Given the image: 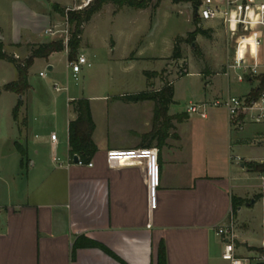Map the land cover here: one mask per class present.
Listing matches in <instances>:
<instances>
[{"label":"crops","instance_id":"crops-1","mask_svg":"<svg viewBox=\"0 0 264 264\" xmlns=\"http://www.w3.org/2000/svg\"><path fill=\"white\" fill-rule=\"evenodd\" d=\"M50 1L63 9L72 2ZM12 4L9 31L3 33L0 27L2 51L12 55L9 50L26 46L24 59L30 46L61 40L59 34L45 33L48 28H64V22L59 28L54 26L59 21L55 6L47 4L45 9H40L36 3L31 4L33 8L22 2ZM106 5L113 15L125 9L127 23L134 20L131 19L134 11H147L151 17L159 8L151 2L144 9L122 6L114 12V4ZM101 13L102 10L93 16ZM87 23L82 27L80 42ZM215 27L222 26L211 23L202 28ZM259 30L258 74L264 75V28ZM46 37L53 38L46 40ZM116 44L110 37L111 51L116 50ZM63 52L67 55V49ZM229 52L231 49L228 59L232 55ZM54 54L33 61L28 69L29 89L23 96L6 91L0 94V97L4 92L13 94L18 98L16 103L19 99L23 102L17 121L11 117V126L22 137L21 141L14 144L17 136L10 127L4 137L9 142L8 149L2 151L0 147V264H158L160 245L164 247L165 264H229L221 258L225 239L217 235V227L228 220L232 197L244 201L235 214L232 212L235 254L250 257L263 249L264 216L260 245L255 246L250 238L251 221L241 213L258 201L254 196L262 191L264 175L248 172L243 165L250 161L264 162V123L233 122L225 109L221 113L210 108L206 118L187 115L180 123L172 121L173 127L158 146L157 134L151 135L153 103L118 98L137 92L119 91L109 95L105 90L84 95L83 92L69 94L67 87H59L56 92H66L61 102L54 100L49 107L38 103L40 96L30 84V70L40 60L43 69L52 75ZM79 54L83 55L81 51ZM122 54L128 57L120 59L130 58L131 63L138 59L165 60L172 51L167 57L136 56L130 48ZM0 62L12 66L15 76L11 81L16 80L14 66L4 60ZM223 72L208 75L207 86L212 85V75H224ZM39 73L43 72H38L41 78L47 76ZM245 81L249 88L235 97L247 96L257 86L250 78ZM81 98L89 100L95 125L92 139L97 150L87 162L92 163L90 167L87 163L71 162L68 153L67 128L75 118L69 102ZM16 103L10 106L11 112ZM125 109L139 112H122ZM43 111H51L57 118L56 123L52 121L53 126H47L38 117L46 114ZM167 115L175 114H170L168 108ZM186 130L191 133L184 134ZM247 130L251 136L244 135ZM52 133L56 135L55 141L50 139ZM247 140L252 141L249 149ZM18 146L23 149L24 157ZM147 146L158 149L159 183L154 208L149 206L141 162L111 167L106 161L107 151ZM253 176L261 181L255 186L258 192L247 190L253 186L237 183ZM250 200L254 203L250 204ZM262 205L264 215L263 199ZM86 242L92 245L84 246Z\"/></svg>","mask_w":264,"mask_h":264},{"label":"rangeland","instance_id":"rangeland-1","mask_svg":"<svg viewBox=\"0 0 264 264\" xmlns=\"http://www.w3.org/2000/svg\"><path fill=\"white\" fill-rule=\"evenodd\" d=\"M194 1L196 0H153L152 4L156 3L159 6L155 14L150 17L147 11H134L131 13V19L134 18L131 23H127L125 9L122 10L123 12L120 11L113 15L111 8L105 3L100 9L102 13L93 16L85 26L79 47L73 53L72 60L81 51L90 64L89 66H81L76 78L72 77L71 70L68 67V62L72 60L68 61L67 55L63 51L52 56L54 63L52 75L43 69L40 60L36 61L31 67L30 84L39 92L38 103L49 107L54 100L61 102L64 99L65 90L56 92L53 87L54 82L58 87H67L69 94L83 92L84 95H90L93 91L103 92L106 90L109 95H112L117 94L116 92L119 91L158 90L164 82L172 81L174 95L173 103L169 106L170 114L185 113L190 104L200 101L212 102L217 98H225L227 95L238 96L249 88V84L246 81L238 83L233 71H230L228 76L212 75L210 77L212 85L210 86H207L205 81L208 75L224 71L225 65L229 61L228 50L231 48L222 27H215L213 30L204 29L208 31L209 37L198 35L192 42L181 43V58L177 61L170 58L165 60L138 59L129 63L130 58L120 59L124 57L122 53L128 48H130V52H135L136 56L167 57L172 51L174 38H186L187 34L194 29L192 23ZM13 2H22L32 8L31 4L36 3L40 9H45L48 4L64 10L63 6H58L50 0H0V27L3 33L9 31L8 21L11 18ZM113 8L116 12L119 7L114 5ZM57 13L59 21L55 22L54 26L59 28L64 22L65 14L64 11H59V9ZM210 24L206 22L202 26L207 27ZM110 37L117 41V48L114 52L111 51L109 46ZM51 38L53 37H46V40ZM192 43H194V47ZM25 47L13 48L9 50V53L22 60L26 52ZM125 57H128V55L126 54ZM39 71L47 76L44 78L39 77ZM145 71L156 74L148 78L144 75ZM181 74L184 75L181 76ZM14 76L15 72L12 66L0 62V85L11 81ZM254 81L258 84L256 80ZM17 99L13 94L6 92L0 97V147L2 151L7 150L9 147V142L6 143L4 137L12 127L10 106L14 102L16 103ZM148 102L152 103V101ZM210 108L219 109L220 112L224 109L222 106L209 107L208 110ZM50 112H44L45 115L38 116L44 120L47 126H53L52 121L56 123L57 119ZM122 112L137 113L139 111L125 109ZM191 116L199 117L196 114ZM7 123H10V125H7ZM12 129L17 136L14 139V144H17L22 137H18V131L15 130V127H12ZM183 133L187 135L191 131L186 130ZM244 135L251 136V132L247 130ZM251 142V140L245 142L246 148L249 149ZM237 183L253 186L248 187L247 190L258 192V188L255 186L260 185L261 181L253 176L248 179H239ZM241 215L251 221V244L260 245L261 225L264 216L262 199L259 198L254 205L248 208L245 207ZM258 253L255 252L254 255Z\"/></svg>","mask_w":264,"mask_h":264},{"label":"built area","instance_id":"built-area-1","mask_svg":"<svg viewBox=\"0 0 264 264\" xmlns=\"http://www.w3.org/2000/svg\"><path fill=\"white\" fill-rule=\"evenodd\" d=\"M93 0H72L70 5L64 8V28L45 30L47 35L59 34L66 45L68 41L67 14L73 11H80L88 7ZM194 12L198 19V25L202 28L203 23H217L221 25L227 35L232 55L225 65L224 75L228 76L233 71L236 81L243 82L258 74L259 60L258 49L260 46V28H264V3L257 0H197ZM209 28H212L210 26ZM90 64L84 55L79 54L74 60L68 62L72 77L76 78L81 66ZM45 76V73H39ZM54 90L60 88L54 84ZM222 106L227 112L230 121H248L264 123V90L256 99H249L246 96H226L217 98L212 102L200 101L190 104L186 108L187 115L196 114L200 118L207 117L209 107ZM50 139L55 141L56 135L52 133ZM55 160V159H54ZM73 162V159L70 160ZM107 164L111 167H118L124 164L141 162L145 170V180L148 191L149 206L156 205V189L159 183L158 149L156 147H142L127 150H110L106 152ZM77 165H85L79 160ZM92 166V163H87ZM262 189L264 179H262ZM235 224L232 211L229 213L226 223L217 227V235L224 238L221 258L229 264H264V247L257 254L250 257H239L235 254L234 247Z\"/></svg>","mask_w":264,"mask_h":264},{"label":"trees","instance_id":"trees-1","mask_svg":"<svg viewBox=\"0 0 264 264\" xmlns=\"http://www.w3.org/2000/svg\"><path fill=\"white\" fill-rule=\"evenodd\" d=\"M111 2L115 6L122 7L127 6L132 9H144L150 5L152 0H93L92 3L80 11H73L67 14L68 22V41L65 45L62 40H52L48 42L39 43L30 46L29 55L22 60L15 58L13 55H9L2 51L0 45V60L11 63L17 73L16 80L8 82L0 87V94L3 91L12 92L18 96H23L24 93L29 89L28 84V69L33 64L35 59H46L50 54L64 51L67 49V59L72 60L73 53L78 49L80 44V37L82 33V27L87 23L91 17L100 11L105 3ZM197 5V0L194 1V6ZM155 6L153 9H155ZM57 11H63L60 8L54 7ZM152 16V15H151ZM193 26L194 29L187 34L186 38L176 37L174 39L171 59L177 61L181 58L180 44L183 42H192L196 36L202 35L209 37L208 31L202 29L198 25V19L193 14ZM148 71L144 72L146 77L155 75ZM186 74V73H184ZM184 74H181L184 75ZM250 80H256L257 86L250 90L248 95L249 99H256L260 93L264 90V75H257L256 77L250 78ZM173 82H164L163 86L158 90H143L141 92L126 94L118 97L120 100L127 102H141V101H152L153 103V116H152V130L151 135L157 134L158 146L162 144L166 138V132L173 127L174 123H180L187 118L186 113L175 114L173 116L167 115L168 108L173 103ZM23 102L19 99L12 109V118L16 122L19 108ZM69 106L75 114V118L68 123V153L69 157L72 158L77 155L79 160L83 163H87L91 160L95 154L97 148L92 139V133L94 130V122L91 115L89 100L85 98L72 100L69 102ZM177 138V135H174ZM148 147V146H147ZM19 152L24 157L23 149L18 146ZM22 163V161H21ZM244 168L248 172L257 173L264 175V162H245ZM262 198L264 200V188L261 193L254 196V199ZM243 200L237 197L231 198V209L233 214L243 204ZM84 246L92 245L91 242H86ZM261 251V250H260ZM158 264H165V251L162 245L159 246L158 250Z\"/></svg>","mask_w":264,"mask_h":264},{"label":"water","instance_id":"water-1","mask_svg":"<svg viewBox=\"0 0 264 264\" xmlns=\"http://www.w3.org/2000/svg\"><path fill=\"white\" fill-rule=\"evenodd\" d=\"M195 13V15H196V12H194ZM192 46L194 47V43H192ZM48 70H50V67H48ZM77 161H78V156L77 155H75L74 157H73V162L74 163H77ZM254 203V200H250V204H253Z\"/></svg>","mask_w":264,"mask_h":264}]
</instances>
